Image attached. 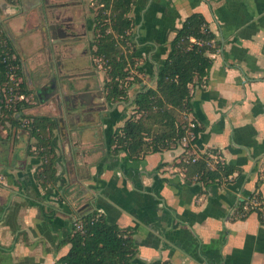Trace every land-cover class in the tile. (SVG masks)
I'll use <instances>...</instances> for the list:
<instances>
[{"label":"crops","instance_id":"0c3cea01","mask_svg":"<svg viewBox=\"0 0 264 264\" xmlns=\"http://www.w3.org/2000/svg\"><path fill=\"white\" fill-rule=\"evenodd\" d=\"M133 1L130 37L141 56L138 66L147 72L138 78L147 77L150 87L154 78L149 77L188 17L203 16L213 36V51L207 53L210 68L190 87L195 140L188 149L176 143L139 158L113 152L112 135L130 117L121 99L115 100L109 113L99 115L102 126L79 128L78 146L88 158H80L73 175L66 171L58 129H47L55 174L43 185L37 175L44 136L39 130L32 133L30 126L3 125L0 264H59L69 252L65 241L80 218L77 211L84 207L130 235L135 245L132 264H264V216L235 213L249 196L264 201V0ZM5 2L0 1L3 28L26 16L20 21L32 54L30 85L22 50H15L30 91L44 64L40 25L34 21L38 0ZM32 101L28 99V107ZM30 111L22 112L25 119L40 118ZM111 120L116 121L113 128ZM185 151L206 161L211 153L218 154L233 174L201 182L181 161ZM201 162L214 170V165L208 168ZM74 176L80 185L70 183Z\"/></svg>","mask_w":264,"mask_h":264},{"label":"trees","instance_id":"16d2710c","mask_svg":"<svg viewBox=\"0 0 264 264\" xmlns=\"http://www.w3.org/2000/svg\"><path fill=\"white\" fill-rule=\"evenodd\" d=\"M9 1V0H8ZM101 7L97 19L98 26H104L107 38H101L96 55L107 65L110 77L108 91L115 100H127L129 89L134 82L129 81L133 71L135 74H146L143 67L138 66L141 56L134 50L130 31L133 20L130 18L133 0H96ZM191 39L203 43L201 47L190 42ZM213 36L208 31L206 22L200 14L188 17L169 43L165 57L156 67L152 87L140 92L134 99V114L113 133L110 149L123 152L129 158H139L149 153H157L168 149L185 136V122L182 113L191 111L190 87L194 81L203 79L211 65L207 57L213 49L207 45ZM21 63L17 57L14 42L0 25V86L7 88L8 75L15 73L16 78L22 77ZM135 76V75H134ZM135 78V77H134ZM140 82V81H139ZM9 86V85H8ZM14 88V87H13ZM15 89V88H14ZM14 92L26 95L23 84ZM23 101V100H22ZM26 103L14 101L6 119L0 117V124L8 122L13 125V114L22 113ZM4 110V107L2 108ZM32 133L39 132L44 136L39 155L42 158L41 170L37 177L42 184H48L54 178L53 155L48 138L45 137L55 127L48 118L26 119ZM48 125V126H47ZM38 135H36L39 138ZM189 166L190 173L196 174L201 182L216 181L233 174L228 166H216L209 170L199 161ZM191 166V167H190ZM81 230L69 235L65 243L70 249L59 264H132L135 245L126 231L108 225L95 213L81 216L78 220Z\"/></svg>","mask_w":264,"mask_h":264},{"label":"flooded vegetation","instance_id":"af4514ba","mask_svg":"<svg viewBox=\"0 0 264 264\" xmlns=\"http://www.w3.org/2000/svg\"><path fill=\"white\" fill-rule=\"evenodd\" d=\"M93 10L94 3L85 0H38L34 20L40 25L39 50L43 54L44 64L39 71V80L30 91L26 80L25 84L22 81L26 95H23L24 99L20 103H27L28 99L33 100L30 107H25L22 112L25 109H32L31 113L39 115L40 118H48L49 123L57 128V100L54 103L51 100H55L58 96L60 99L70 97L73 100L68 105L62 106L63 115L67 114L68 106L79 125L88 124L98 127L103 125L99 115L109 113L112 106L118 102L115 103V99L110 97L111 93L108 91L110 77L107 65L96 55L101 38H107L108 32H104V26L97 25ZM19 13L21 14V10L17 12ZM131 74L129 81L134 80V82L129 89L128 98L119 101L125 105L127 116L134 114L136 95L150 88L145 83L139 82L138 74L133 71ZM6 94L7 96L1 88L0 117L3 116L4 119L8 115L2 113L6 114L15 101L12 93ZM24 116L23 113H14V124L5 122L0 124V129L3 125L26 128L27 120ZM114 120L108 122L112 128L116 125Z\"/></svg>","mask_w":264,"mask_h":264},{"label":"built area","instance_id":"2783aa9c","mask_svg":"<svg viewBox=\"0 0 264 264\" xmlns=\"http://www.w3.org/2000/svg\"><path fill=\"white\" fill-rule=\"evenodd\" d=\"M190 42L199 47L203 45L202 42L194 40V39H191ZM207 46L213 49L214 43L211 41ZM13 69L18 70L21 68L14 67ZM21 72H22V69H21ZM8 82L10 84H8L9 86L7 85V88L4 90L5 96H7L6 93L9 92L14 95L15 101H22L24 99V96L22 95L20 96L16 92H14L15 89L17 90L19 86L22 84V77L16 78L15 73L12 72L8 75ZM182 117H183V121L185 122L186 131H185V136L182 137L178 143L181 146H183L185 149H188L191 146V142H193L196 138V134H195L196 121L189 112H183ZM25 122H26L27 127H29V122L28 121H25ZM185 154L186 156L182 158L181 161L186 166L197 164L201 160L205 161L208 168L212 167L213 165H214L213 167L215 168L216 166H223L222 159L221 157H219L218 154L211 153V155L208 156L207 161L205 160V158H201V156L195 153L193 154L188 151H185ZM197 178L198 177L196 176L195 179ZM235 213H236V216H240V217H244L245 215L249 213H254L258 215L261 214L264 216V201L257 195L249 196L245 200H243V202L239 203V207L235 209ZM74 227L76 231L81 230V224L79 222H77Z\"/></svg>","mask_w":264,"mask_h":264},{"label":"water","instance_id":"95a60500","mask_svg":"<svg viewBox=\"0 0 264 264\" xmlns=\"http://www.w3.org/2000/svg\"><path fill=\"white\" fill-rule=\"evenodd\" d=\"M71 100H73V98L64 97L60 99V96H58V98H55V100L53 99L51 100L52 103L56 101V106L58 110V116L56 119L57 125H58L57 129L59 131L61 146L65 150L64 160L67 163L66 171L68 175L74 174L75 166L77 165V162H80L81 160L80 158H88L84 154V152L80 150L78 146L79 145L78 142L80 140V137L82 136V133L81 131H79V128H81L82 126L78 124L77 119H75V117L72 115L68 106L66 109V111H68L67 114L66 113L65 115L62 114V106L68 105L71 102ZM73 148L77 149L78 151L77 154H74ZM81 165L86 166V164H81ZM82 179H85V177H81L80 180ZM70 180H71L70 181L71 184L77 183L75 180V176L74 178H71ZM77 184L80 185L79 182ZM87 209L88 207L78 209L77 213L79 217L85 216L86 214H88L89 210Z\"/></svg>","mask_w":264,"mask_h":264},{"label":"rangeland","instance_id":"374dc122","mask_svg":"<svg viewBox=\"0 0 264 264\" xmlns=\"http://www.w3.org/2000/svg\"><path fill=\"white\" fill-rule=\"evenodd\" d=\"M0 1L2 3H6L5 0H0ZM10 1L19 2V0H10ZM87 1L94 3L93 17L96 18V22H97V19L99 17V13L101 12V6L98 5L96 0H85V2H87ZM25 17L26 16L23 15V18H20V19L23 20ZM20 19H16V20L14 19V20L10 21L9 23L7 22L4 25L6 27V29L3 28V26H2V28L6 32V34L11 38L12 42H15L14 45L19 50H22V53L20 54V59L22 62L24 77H26L27 81L28 82L30 81V83H31V80H29V79L32 77L31 73H30V67L32 64V59H31L32 54L30 53L31 51H28L26 49L25 42L27 41V39L25 40V37H26L27 33H26V31H24V29H23L24 25H23V22L20 21ZM17 28H18V30L21 28L22 29H21V31H18ZM141 76H142V74H141ZM142 80L145 82L147 87H150V80L147 77H141L139 79V81H141V82H142ZM131 95L132 94L130 93L129 96H131Z\"/></svg>","mask_w":264,"mask_h":264}]
</instances>
